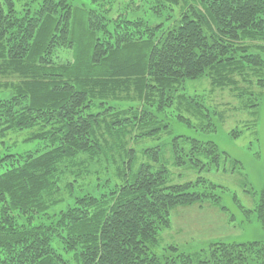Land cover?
I'll list each match as a JSON object with an SVG mask.
<instances>
[{
	"label": "trees",
	"instance_id": "trees-1",
	"mask_svg": "<svg viewBox=\"0 0 264 264\" xmlns=\"http://www.w3.org/2000/svg\"><path fill=\"white\" fill-rule=\"evenodd\" d=\"M76 1L0 0V145L38 144L0 150V264H264V241L154 252L172 208H225L197 188L228 160L214 124L189 135L169 114L188 80L264 85V0ZM181 169L200 175L173 182ZM255 209L264 231V186Z\"/></svg>",
	"mask_w": 264,
	"mask_h": 264
},
{
	"label": "rangeland",
	"instance_id": "rangeland-1",
	"mask_svg": "<svg viewBox=\"0 0 264 264\" xmlns=\"http://www.w3.org/2000/svg\"><path fill=\"white\" fill-rule=\"evenodd\" d=\"M234 80V85L217 87L211 84L210 78L203 77L188 80L180 87L182 90L178 96L183 94L185 97H193L189 102L199 103L205 111L198 110V113L204 115L195 116L189 113L184 110L189 107L188 104L177 96L176 104L173 105L174 111L169 117L172 119L174 115L180 114L190 120V124H180L177 131L196 135L195 130L200 131L199 127L213 123L214 131H206L210 132L206 136L214 140L219 153H225L228 160L230 159L228 161L220 155L219 165L212 166L211 171H204L201 174L204 183L200 182L197 187L207 190L208 194L211 192L219 195L220 204L225 210L212 205L208 200L172 208L170 227L161 232L159 244L154 249L157 256H173L177 252L193 254L207 249L214 241H264V231L255 211L260 190L264 186V85H256L251 71L245 72L244 77L234 76ZM244 91L257 97L256 108H241L240 95ZM178 103L180 106L176 107ZM214 110L222 115V123ZM207 114L209 120L204 117ZM26 134H9L5 138V145H0V150L3 147H15L22 151L37 147L35 141H21ZM204 163L207 162L204 160ZM196 171L174 170L173 182L195 181L200 175ZM212 185L213 189L210 188Z\"/></svg>",
	"mask_w": 264,
	"mask_h": 264
}]
</instances>
